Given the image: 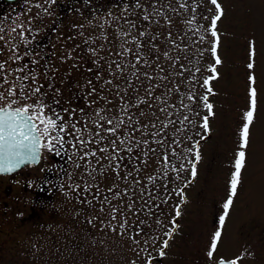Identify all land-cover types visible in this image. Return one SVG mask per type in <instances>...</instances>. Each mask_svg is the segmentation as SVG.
<instances>
[{"label":"rangeland","instance_id":"rangeland-1","mask_svg":"<svg viewBox=\"0 0 264 264\" xmlns=\"http://www.w3.org/2000/svg\"><path fill=\"white\" fill-rule=\"evenodd\" d=\"M125 2L129 3L130 0H120L119 4ZM142 2L147 5L150 0ZM161 2L170 9H179L171 12V25L158 18L159 24L145 25V28L159 35L161 51L167 49L173 55L186 57L176 64L177 70L180 63L189 69L184 73L183 79L176 77V73L166 60L161 59L160 63L167 71L172 72L170 79L175 78L174 82L180 85L179 93L173 90L168 97V105H176L181 109V118L187 113L193 121L188 127L189 139L183 141L182 147L185 150L192 148L193 153L198 147L201 159L196 165L195 179L191 177L190 171H184L177 180L175 174L169 171V178L163 181L168 184L167 193H160L164 202L160 203L159 209L153 210L155 214L148 221L152 224V235L159 237L157 246L150 250L151 255H158L160 243L168 238L164 233L173 228L172 220L177 205L181 215L176 217V230L165 250L166 255L157 262L153 260L154 264H213L219 255L239 257L242 254L240 264H264V0H218L224 13L216 25L220 37L217 55L221 63L216 65V78L210 81L212 93L208 94V103L213 105V115L209 116L207 130L202 125L203 117L209 115V111L201 98L207 94L203 81L212 75L210 68L215 63V57L211 52L213 37L207 29L210 28L216 8L210 0H161ZM184 3L188 4L187 9L180 8ZM18 5L19 3L14 6ZM105 6L109 8V5ZM112 14L120 16L121 7L119 12L115 10ZM108 19L109 15H105L102 24L97 13L92 18L89 17V20H74L77 24L72 37L65 39L66 42L63 38L60 43L55 44V54L49 60L51 66L49 74L56 78L57 87L62 83L65 97L76 94L73 99L74 106L85 107V101L81 98L83 91L79 87L82 81L86 78L93 79L97 88L100 86V82L95 80L97 67L93 60L105 58L99 59V64L104 69L101 76L102 79H111L106 60L121 59L116 54L122 51V40L116 24L108 22L110 21ZM188 21L192 23L189 24ZM141 23L143 22L137 20V24ZM168 31L172 33V38L176 40L179 49L164 40V33ZM201 36L204 37L203 40L200 39ZM77 45L79 47H76ZM100 45L103 47H98ZM89 48L97 50L96 56L91 55ZM185 48L187 56L183 51ZM68 52L72 53L73 58L67 63H61V58ZM145 54L148 55L147 49ZM249 63L253 65L252 68L248 67ZM73 64H79V67H72ZM196 67L200 68V72H195ZM149 71L156 75V72ZM193 73L194 82L191 79ZM250 77H254V81L250 80ZM113 83H119L122 88L125 86L124 80L119 77ZM44 86L47 90V85ZM252 88L256 90V109L249 129L248 144L241 149V130L245 123V113L250 109ZM190 92H194L196 97L192 101L187 98ZM156 94H160L159 90ZM101 95L107 96L112 103L105 104L100 100L98 105L111 109L105 113L106 115H115L119 107L118 98L109 92H102ZM140 96H144L143 89L140 90ZM181 100L183 104L190 105V108H182ZM152 105L151 109L147 105H142L146 118H141L140 123L148 124V132L156 130L152 128V124L160 128L161 122L167 123L166 113L157 110L163 105L155 100L152 101ZM86 111L90 109L86 108ZM168 111L172 109L169 107ZM136 115L139 116V113ZM176 127H179V123ZM167 131L172 133L174 128L170 126ZM137 138H140L139 133ZM145 138L153 139L151 136ZM151 147L156 145L152 144ZM241 150L246 153L241 183L221 228L219 223L216 225L214 218L223 214V205L230 193L231 176L235 171V160ZM177 151L180 149L177 148ZM161 152L162 150L157 148L155 155L149 153L143 161L129 158L127 153L122 152L124 159L120 162L119 178L114 171L115 162L109 166L107 160H102L105 168L101 171L96 161L91 158L86 167L82 165L76 168L65 156V163L59 167L61 172L57 186L53 187V195L46 199L49 201L43 214L37 211L33 215L36 221L33 219L23 224L25 236L20 239L19 244H13L14 240H11L8 264H145L146 254L140 253L129 239L128 230L118 227L121 215L116 213V219H113L114 214L109 213L108 204L102 199H94L90 192L81 191L76 186L83 188L84 185H90L92 192L110 198L109 189H127L126 195L122 193L123 199L112 198V203L123 208L131 197L136 200L134 207L140 208L144 201L138 198L139 190L148 184L149 176H155L162 171ZM137 155L135 151L132 154L133 157ZM46 158H50L47 153ZM190 159H194V155H191ZM172 163L178 167L180 160L173 159ZM185 164L190 170L191 165L187 161ZM92 169L96 171L89 175ZM44 170L45 168L40 166L23 168L21 176L24 181L19 182L20 199L16 203L19 213L27 212L29 209L32 200L30 190L35 188L38 182L36 177L41 179V172ZM127 173L131 175H127L125 180ZM134 177L141 183L134 185ZM190 180L192 182L187 183ZM156 184L158 188L163 186L160 180H157ZM148 187L151 185L148 184ZM182 187L185 188L183 203L181 197L176 195ZM12 195L17 194L10 195V202L14 201ZM11 205L16 206L13 203ZM15 215L16 211H9L10 226L11 217ZM125 215L129 223L146 218L144 214L138 218L131 212H125ZM157 216L161 221L159 228L155 224ZM218 228L222 235L217 251L210 260L207 251L213 229L217 231Z\"/></svg>","mask_w":264,"mask_h":264},{"label":"snow or ice","instance_id":"snow-or-ice-1","mask_svg":"<svg viewBox=\"0 0 264 264\" xmlns=\"http://www.w3.org/2000/svg\"><path fill=\"white\" fill-rule=\"evenodd\" d=\"M210 2L216 8V14L211 19L210 28L207 29L213 37L211 52L215 57V63L210 68L212 75L203 81V86L207 88V94L201 99L209 111V115L203 117L202 127L205 130L209 126V116L213 115V105L208 103V94L212 93L210 81L216 78V65L221 63L217 55L220 37L216 25L224 14L218 0H210ZM44 3L55 4L56 0H44ZM35 6L41 8L43 13H48V8L42 4ZM120 7L122 14L114 16L110 11L108 15L111 19L108 22L115 23L119 31L122 51L116 55L120 56L121 59L106 60L108 75L111 79H102L101 76L104 69L100 66L99 59L105 58L100 57L93 60L97 67L95 80L100 82V86L97 88L93 79L89 78L81 82L79 87L83 91L81 98L85 101V107L74 106L75 93L65 97L62 91V83L60 87L56 86V78L49 75L50 70L46 65L39 72L35 70L41 68L43 57L34 48L28 47L36 38L31 29L18 21H13L12 26L6 27L7 18L0 21V42H4L8 46L10 53L8 60L0 62V173H14L23 166L37 165L47 153L54 156L64 154L67 161L76 168H80L82 165L86 167L90 162L89 158L96 161L101 171L105 168L102 160H107L109 166L115 162L114 171L119 178L120 162L124 159L121 155L122 152L127 153L129 158L143 161L149 153L155 155L157 148L161 149L162 171L147 178L151 187L145 184L144 188L139 190L138 198L144 201L140 208L134 207L136 200L131 197H129V203L123 208L112 203V198L123 199L122 193L126 195L127 189H109L110 198L107 195L101 197L96 192H92L90 185H84L83 188L79 185L76 186L81 191L90 192L94 199H102L104 203L108 204L109 213L114 214L113 219H116V213L121 215L118 227L129 231V239L132 240L140 253L146 254V264H153L154 257L151 256L150 250L157 246L159 237L152 235V224L148 221L155 214L153 210L159 209L160 203L164 202L160 193H167L168 184L163 183V181L169 178V171L175 174L177 180L180 179L181 173L184 171H190L191 177L195 179L197 176L196 165L201 159V155L198 147L194 153L192 148L185 150L182 147L183 141L189 139L187 136L188 127L193 121L187 113H184L181 118V109L177 108L176 105H168V97L173 90L179 93L180 85L174 82L175 78L170 79L172 72L167 71L160 63L161 59L166 60L172 71L176 73V77L183 79L184 73L189 69L180 63L179 70H177L176 64L186 57L173 55L167 49L161 51V45L158 43L159 35L151 33L145 28V25L159 24L158 18L164 19L166 24L171 25V12L179 11V9H170L161 0H150L147 5L142 0H133L131 6L125 2ZM188 7L187 3L180 5L182 9ZM37 16L39 17L40 13H37ZM130 17H134V19H130ZM137 20L143 23L137 24ZM188 23L191 24L192 21H188ZM200 39L203 40L204 37L201 36ZM164 40L172 47L179 49V45L172 38L170 31L164 33ZM21 44L25 47L23 55L18 52V46ZM126 45H131V47ZM98 47L102 48L103 46ZM145 49H147L148 55L145 54ZM88 51L92 56H96L97 50L95 48H89ZM183 51L187 56V48ZM25 58H27L26 62L19 63ZM72 58V53L68 52L66 56L61 58V63H67ZM12 64H19V66L12 68ZM72 67H79V64H73ZM248 67L252 68L253 65L249 63ZM149 70L156 72V75H152ZM195 72H200V68L196 67ZM118 77L124 80L125 86L123 88L119 83H113ZM191 79L194 82V73ZM40 80H46L47 90H45L44 84L39 82ZM60 80L62 82L63 77ZM250 80L254 81V77H250ZM141 89L144 92L143 97L140 96ZM157 90L160 92L159 95L156 94ZM102 92H109L118 98L119 107L115 115H106L105 113L110 112L111 109L98 105L100 100H103L105 104L112 103L107 96L101 95ZM187 98L189 101L194 100L196 98L194 92H190ZM153 100L163 105L157 110L166 113L167 123L161 122L160 128H156V125L152 124V128L156 130L148 132V124L141 125L140 123L141 118H146L142 105H147L151 109ZM180 103L182 108H190V105L183 104L182 100ZM93 105H97V107H93ZM169 107L172 111H168ZM86 108L90 111H86ZM255 109L256 90L252 88L250 91V109L245 113V123L241 130V149L248 144L249 129L254 119ZM136 113H139V116ZM154 115L155 112H153ZM177 123H179V127H176ZM170 126L174 128L172 133L167 131ZM137 133L140 134L139 139ZM149 136L153 139L145 138ZM166 141L168 142L166 143ZM152 144H155L156 147H151ZM177 148L180 151H177ZM134 151L138 153L135 157L132 156ZM140 153L143 155H139ZM191 155H194V159H190ZM173 159L180 160L178 167L172 163ZM185 161L191 165L190 170L186 167ZM245 162L246 153L241 150L235 160V171L230 180V193L223 205V214L219 217L221 228L233 205V199L237 195L241 183V171L245 167ZM95 171L96 169H92L89 175ZM136 171L138 172L139 169ZM127 175H131V173L126 174L125 180ZM133 179L134 185L141 183L138 178L134 177ZM157 180L162 182V188H158ZM191 182L190 180L187 183L190 184ZM184 191L185 188L182 187L176 192V195L181 197V203L184 202ZM81 203L91 204L92 202L81 201ZM125 212H131L138 218L144 214L146 218L144 220L138 219L135 223H129ZM180 215L179 205H177L175 217ZM175 217L172 220V230L164 233L168 238L160 243L158 250L160 257L166 255L165 250L176 230ZM155 224L157 228L160 227L161 221L158 216ZM112 230L115 231L116 229ZM221 235L219 228L212 235L207 251L210 260L217 251ZM242 258L243 254L228 260L221 257L218 264H240Z\"/></svg>","mask_w":264,"mask_h":264},{"label":"flooded vegetation","instance_id":"flooded-vegetation-1","mask_svg":"<svg viewBox=\"0 0 264 264\" xmlns=\"http://www.w3.org/2000/svg\"><path fill=\"white\" fill-rule=\"evenodd\" d=\"M119 1L120 0H56L55 4L49 5L45 4L44 0H0V21L7 18L8 24L6 27L12 26L13 21H18L19 23L29 27L32 33L35 34V40L31 45H28V47L34 48L35 51L43 57V60L41 61V68L35 69L39 72L45 65L50 70L51 66L49 64V60L52 55L55 54V44L60 43L63 38L65 41V39H70L72 37L73 30L77 24L74 20H89V17L92 18V16H95L98 13L99 21L103 24L105 15L107 16L110 11L114 12L117 10V12H119V7L121 5L119 4ZM16 2L19 3L18 6H14L17 4ZM29 2H31V5ZM132 3L133 0H130L129 5L131 6ZM36 4H42L44 7H47L48 13H43L41 8H37L35 6ZM105 5H109V8L107 9ZM106 12L108 14H106ZM37 13H40L39 17L37 16ZM108 20H110V17ZM18 39L19 38L17 37V40ZM24 51L25 47L22 44L19 45V54L23 55ZM5 53H7V55ZM9 56L10 53L8 46L4 42H0V62L8 60ZM26 61L27 58L19 63L22 64ZM18 66L19 64L11 65L12 68H16ZM30 67L33 66L30 65ZM39 82L47 85L46 80H40ZM49 155L50 158L48 159L46 158L45 153L41 162L37 165L26 166L29 168L36 166L45 168V170L41 172V179L38 176L36 177L38 182L35 188L30 190L32 191V200L27 212L19 213V209H17L18 206L16 205L20 199L18 195L20 193L19 182L24 181L22 179L23 176L21 175L25 166L11 174H0V264H8L9 244L11 240H14L13 244H19L20 239H23L25 236L23 224L31 222L34 219L33 215L37 211L38 213H42L46 203L49 201V199H46L53 195V187L57 186L60 176L59 173L61 172L59 167L65 163L66 159L64 154L61 156H54L52 154ZM50 183L51 185H49ZM51 186L52 188L49 189ZM25 188L26 186L24 189ZM12 193H16L17 195H12L11 198L14 201L10 202L9 197ZM12 203L16 206L13 207L11 205ZM9 211H16L17 214L14 217H11V226L8 216ZM34 220L36 221V218ZM218 221L219 217H215L214 222L216 225L219 223ZM214 230L215 229H213V234L216 231ZM11 235L12 237H10ZM180 253H182V251H180ZM151 256L154 257L155 262L161 258L159 255ZM235 256L219 255L214 260L213 264H217L221 257L228 260L237 258Z\"/></svg>","mask_w":264,"mask_h":264},{"label":"water","instance_id":"water-1","mask_svg":"<svg viewBox=\"0 0 264 264\" xmlns=\"http://www.w3.org/2000/svg\"><path fill=\"white\" fill-rule=\"evenodd\" d=\"M0 174H11V173H0ZM217 264H218V262H217Z\"/></svg>","mask_w":264,"mask_h":264}]
</instances>
